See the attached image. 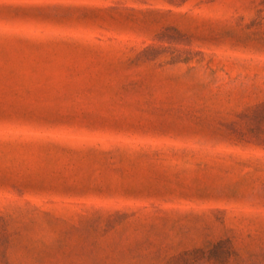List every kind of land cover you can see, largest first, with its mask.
Returning a JSON list of instances; mask_svg holds the SVG:
<instances>
[{
	"label": "rangeland",
	"instance_id": "rangeland-1",
	"mask_svg": "<svg viewBox=\"0 0 264 264\" xmlns=\"http://www.w3.org/2000/svg\"><path fill=\"white\" fill-rule=\"evenodd\" d=\"M0 264H264V0H0Z\"/></svg>",
	"mask_w": 264,
	"mask_h": 264
}]
</instances>
